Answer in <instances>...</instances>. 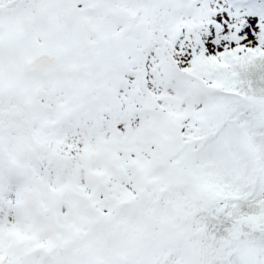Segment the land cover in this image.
I'll return each mask as SVG.
<instances>
[{"label":"snow or ice","instance_id":"obj_1","mask_svg":"<svg viewBox=\"0 0 264 264\" xmlns=\"http://www.w3.org/2000/svg\"><path fill=\"white\" fill-rule=\"evenodd\" d=\"M0 264H264V0H0Z\"/></svg>","mask_w":264,"mask_h":264}]
</instances>
